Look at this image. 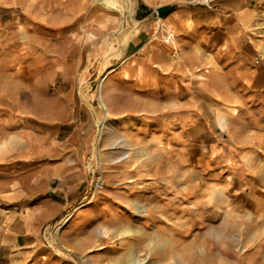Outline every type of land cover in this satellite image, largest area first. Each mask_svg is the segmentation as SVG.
Returning a JSON list of instances; mask_svg holds the SVG:
<instances>
[{"label": "rangeland", "instance_id": "rangeland-1", "mask_svg": "<svg viewBox=\"0 0 264 264\" xmlns=\"http://www.w3.org/2000/svg\"><path fill=\"white\" fill-rule=\"evenodd\" d=\"M141 1L0 0L2 55L28 58L42 110L69 87L67 131L87 153L85 195L45 225L42 241L72 264H264V51L246 42L249 58L234 62L204 44L179 48L198 30L161 21L162 0H144L155 12L141 22ZM257 24L250 39L262 42ZM144 27L149 44L130 57ZM22 76L9 71L8 94L30 101L35 85ZM80 207L86 247L76 252L60 236Z\"/></svg>", "mask_w": 264, "mask_h": 264}, {"label": "crops", "instance_id": "crops-1", "mask_svg": "<svg viewBox=\"0 0 264 264\" xmlns=\"http://www.w3.org/2000/svg\"><path fill=\"white\" fill-rule=\"evenodd\" d=\"M157 8L158 18L166 25L183 31L188 27V32L198 30L190 44L179 48L190 51L204 44L206 49L227 52L234 62L249 58L243 50L246 42L258 53L264 51L263 39H250L257 21H264V0H220L216 6L164 0ZM154 12L155 8L142 0L136 14L147 23ZM150 38L144 27L131 40L129 56L139 53ZM27 62L26 56L10 61L0 50V264H72L44 245L42 231L66 211L77 208L85 195L87 153L73 149L72 134L67 131L72 114L69 87L64 85L50 95L42 110L38 97L41 80L37 72H25L22 65ZM51 64L54 69L61 66L55 58ZM11 70L33 81V99L9 97L5 81ZM251 75L249 68L241 72L242 79ZM87 212L86 207L76 209L60 236L61 243L76 252L86 247L83 217Z\"/></svg>", "mask_w": 264, "mask_h": 264}, {"label": "bare ground", "instance_id": "bare-ground-1", "mask_svg": "<svg viewBox=\"0 0 264 264\" xmlns=\"http://www.w3.org/2000/svg\"><path fill=\"white\" fill-rule=\"evenodd\" d=\"M162 2H164V0H162ZM172 35V34H171ZM170 35V37H171ZM170 41V40H169ZM173 44L175 43L174 40H172ZM175 49L176 46H175ZM177 52V51H176ZM105 80L103 78V80L101 81V84H100V89H99V98H100V102H101V106L104 108V110L107 112L108 111V106H107V103H106V100H105ZM136 207L142 212V213H147L148 211V207L147 206H141L139 205L138 203H136ZM124 233H131V230L129 228H127ZM130 264H142V261H140L139 259L137 258H134L132 257L131 258V263Z\"/></svg>", "mask_w": 264, "mask_h": 264}, {"label": "built area", "instance_id": "built-area-1", "mask_svg": "<svg viewBox=\"0 0 264 264\" xmlns=\"http://www.w3.org/2000/svg\"><path fill=\"white\" fill-rule=\"evenodd\" d=\"M181 3L192 6H216L220 0H178ZM105 180L102 177H98L95 189H103Z\"/></svg>", "mask_w": 264, "mask_h": 264}]
</instances>
